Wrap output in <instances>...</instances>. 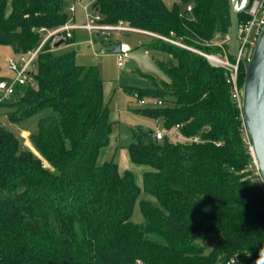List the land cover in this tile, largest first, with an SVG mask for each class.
Returning <instances> with one entry per match:
<instances>
[{"label": "trees", "instance_id": "obj_1", "mask_svg": "<svg viewBox=\"0 0 264 264\" xmlns=\"http://www.w3.org/2000/svg\"><path fill=\"white\" fill-rule=\"evenodd\" d=\"M69 1L0 0V44L17 54L34 49L41 27L70 19ZM180 1L185 8L164 0H98L95 9L105 23L123 21L217 52L209 43L230 33L229 0ZM144 34L148 49L170 59L158 60L168 79L149 75L150 85L137 90L139 98L162 104L137 111L162 122L164 136L134 130L127 149L135 164L150 167L143 190L156 201L139 199L134 173H121L115 158L98 162L113 122L97 65L80 64L74 50L56 53L59 47L48 42L30 83L0 102L13 109L8 119L15 123L44 112L31 141L50 165L0 123V264H228L231 258L251 264L262 258L264 191L225 70L197 51ZM244 75L240 63L241 86ZM137 202L142 222L132 219Z\"/></svg>", "mask_w": 264, "mask_h": 264}, {"label": "rangeland", "instance_id": "obj_2", "mask_svg": "<svg viewBox=\"0 0 264 264\" xmlns=\"http://www.w3.org/2000/svg\"><path fill=\"white\" fill-rule=\"evenodd\" d=\"M164 1L169 7L178 4L181 8H185V4L181 3L180 0ZM90 14L92 17V12ZM74 21L80 24L86 22L84 10L80 6H77ZM253 34H256V30ZM90 38H92L93 43L88 42ZM150 39L148 35L136 31H94L90 35L88 31L77 30L75 43L68 45L63 43L55 52L74 50L80 64L87 67L97 65L104 80V98L105 102L109 104L113 122L110 142L102 148L98 162L102 163L115 158L121 173L126 170L134 173L136 182L142 189L139 199L146 198L156 201L153 196L143 190V173L150 167L135 164L130 159L127 149V145L133 141L134 130H163L162 122L137 111L150 106L149 103L141 104L138 101L139 95L137 93V90L150 85L149 75L158 79H168L159 67L158 60L168 61L170 59L169 54L161 49H148L144 44ZM117 42H121L123 47L129 48V56L126 58L123 67L118 66L116 54L109 51ZM9 58L18 59V54L10 45L0 44V76L14 78L16 72L10 69ZM36 71L37 69L34 68V72ZM127 89H131L132 92ZM144 98L151 102L149 97L145 96ZM11 111H13L11 107L0 106V123L22 140L23 148H30L41 158L44 166L50 167L47 160L34 148L31 141L32 134L38 131L39 120L45 115L44 112L36 113L23 122L15 123L8 119ZM132 219L135 222L143 221L138 202L135 204Z\"/></svg>", "mask_w": 264, "mask_h": 264}, {"label": "built area", "instance_id": "obj_3", "mask_svg": "<svg viewBox=\"0 0 264 264\" xmlns=\"http://www.w3.org/2000/svg\"><path fill=\"white\" fill-rule=\"evenodd\" d=\"M97 1L98 0H70L68 4V11L71 13V17L65 24L53 29L41 27L39 31L43 34V38L37 47L27 52L18 53V59L9 58V67L11 70L16 72V75L14 78H0V102L3 99L10 98L15 93L18 84L30 83L31 71L36 66V60L38 58V55L48 42H50V44L53 46L55 42L61 39L65 40L66 38H71L74 35L75 30L84 29L90 34H93L94 31H138L153 36L161 37L174 44L197 51L206 58H208V60H210V62L213 63L215 66H219L225 70L226 80L231 87L232 97L242 107V86L240 85L241 61L239 60V58H232L228 53L226 42L230 38V34L222 35L217 33L215 38L209 43V45L216 46L219 48V50L217 52L208 53L187 46L179 40L161 36L153 32L130 27L126 25L123 21H119L115 24L105 23L102 21V14L95 9V4ZM77 6H80L84 10V15L86 19L85 23L80 24L74 21ZM191 8L192 6L189 5L188 10H191ZM90 12H92V17ZM242 14H244V17L242 20L240 19L238 34L240 47L241 50L249 48V51L251 52L253 47L255 46L258 34L262 26L264 25V0H251L250 4ZM255 30L256 34L254 35L253 32ZM92 41V38H90L89 43H93ZM115 54L117 57L118 66L123 67L125 65L126 58L129 56V48L127 46H122L121 50ZM150 99L151 102H148L147 99L144 97L139 98L138 101L144 105L149 103L150 106H157L162 104L161 99ZM179 127L180 124H177L176 128L178 129ZM155 136L157 139H161L164 136V132L162 130H157L155 131ZM195 140H199V137H196ZM259 185L264 191V180L261 178V176L259 178ZM235 263L236 258H231L228 261V264Z\"/></svg>", "mask_w": 264, "mask_h": 264}, {"label": "water", "instance_id": "obj_4", "mask_svg": "<svg viewBox=\"0 0 264 264\" xmlns=\"http://www.w3.org/2000/svg\"><path fill=\"white\" fill-rule=\"evenodd\" d=\"M250 2L251 0H229L231 28L226 46L228 53L234 58H239L244 66L242 115L257 170L264 180V25L251 52L249 48L241 50L238 38L240 14ZM63 43L64 39H61L55 42L53 47L58 48ZM121 47V42H117L109 51L117 53ZM22 189L23 187H19V190ZM251 264H264V260L256 258Z\"/></svg>", "mask_w": 264, "mask_h": 264}, {"label": "crops", "instance_id": "obj_5", "mask_svg": "<svg viewBox=\"0 0 264 264\" xmlns=\"http://www.w3.org/2000/svg\"><path fill=\"white\" fill-rule=\"evenodd\" d=\"M82 9V8H81ZM77 30H84V29H77ZM77 30H75L74 31V36H75V38H76V31ZM84 31H86V30H84ZM136 32H138V31H136ZM89 33V32H88ZM140 33H143V32H140ZM90 34V33H89ZM90 35H92V34H90ZM88 42H89V39H88ZM73 43H75V41L73 42ZM72 44V43H71ZM158 130H161V129H158ZM157 131V130H156Z\"/></svg>", "mask_w": 264, "mask_h": 264}, {"label": "clouds", "instance_id": "obj_6", "mask_svg": "<svg viewBox=\"0 0 264 264\" xmlns=\"http://www.w3.org/2000/svg\"><path fill=\"white\" fill-rule=\"evenodd\" d=\"M262 260H264V252H262Z\"/></svg>", "mask_w": 264, "mask_h": 264}]
</instances>
